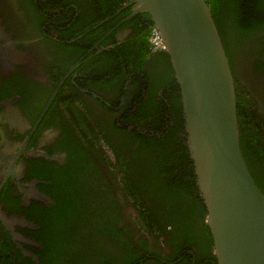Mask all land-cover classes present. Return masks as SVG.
Listing matches in <instances>:
<instances>
[{
    "label": "flooded vegetation",
    "instance_id": "flooded-vegetation-1",
    "mask_svg": "<svg viewBox=\"0 0 264 264\" xmlns=\"http://www.w3.org/2000/svg\"><path fill=\"white\" fill-rule=\"evenodd\" d=\"M210 1L235 77L241 145L264 178V0ZM106 2L0 0V263L47 264L42 239L56 235L39 223L56 203L51 177L80 155L72 164L84 179L73 192L80 220L51 264H217L206 210L190 221L169 207L160 215L167 232L157 236L138 228L140 215L119 192L123 180L143 184V145H161L171 128L178 140L169 136L165 147L183 154L177 142L188 145L169 55L149 39L157 28L143 58L125 63L118 46L136 23L153 22L138 2L120 0L108 15ZM183 182L198 188L194 172ZM138 240L143 247L132 249Z\"/></svg>",
    "mask_w": 264,
    "mask_h": 264
},
{
    "label": "water",
    "instance_id": "water-1",
    "mask_svg": "<svg viewBox=\"0 0 264 264\" xmlns=\"http://www.w3.org/2000/svg\"><path fill=\"white\" fill-rule=\"evenodd\" d=\"M161 34L180 88L217 264H264V191L240 140L233 70L206 0H133Z\"/></svg>",
    "mask_w": 264,
    "mask_h": 264
},
{
    "label": "trees",
    "instance_id": "trees-1",
    "mask_svg": "<svg viewBox=\"0 0 264 264\" xmlns=\"http://www.w3.org/2000/svg\"><path fill=\"white\" fill-rule=\"evenodd\" d=\"M206 1L209 4L213 18L214 16L216 17V13L219 10L216 2L210 0ZM119 4L120 0H107L106 14L108 15L115 11V9L119 8ZM104 15L105 14H103V16ZM244 15L245 14L243 12L238 14L240 18V23L238 24L240 28H238V32H246L247 30L246 26H248L249 22L245 21ZM153 26L154 25L151 22L150 25H143V22L139 21L134 25V30L129 36H127L126 41L118 46V50L120 51L119 54H121L125 63H133L134 60L143 58L144 49L146 50L149 45L148 35L150 28ZM136 56L138 58H136ZM180 121L183 122V119H180ZM177 131L178 130L175 131L174 128H171L169 133L168 131L164 133L160 139H157L158 142L161 143L159 146L154 144L155 146L151 145L145 147V145H143L141 152L142 157H139L141 160V162H139L141 164L140 172L144 178H142V181H144L143 184L136 185L135 182L134 184H129L123 180L124 187L119 190L120 193L125 194L123 199L125 201L130 200L131 204L135 206L136 213L140 215V224L138 228L143 231L150 230L157 236L162 234L161 231L167 232L166 227L160 225V215L162 214V211H168L169 207L174 209V205H176L177 211L181 210L182 212L180 219L187 218L190 221L194 220L199 211L200 216H202L204 214L202 210H204V212L206 210L205 205L202 202L203 199L200 197L201 195L199 196L198 188L197 186L195 187V182L192 184L189 183V185L183 182V178L188 173L193 174L194 172L193 161L188 153L189 149L182 144V141H178L177 144L182 148H185L183 154L179 152L174 154V152H172L169 148L165 147V143L169 140V136H175L176 140H178ZM253 143L254 146H257L255 141ZM245 145H247V142H245ZM243 155L253 177L256 180V183L264 191V178L261 177L256 164L251 158L246 156L244 151ZM78 156L80 155L70 157L69 165L62 167V172L59 173L57 177H51L54 185L56 186L55 193L53 192V197L56 203L53 204L51 208H47L46 210L47 215L51 219L48 218L47 221L42 220L39 223L42 229L45 230L47 228L48 235H51L52 233L56 235V237L53 236V239H48L47 241L42 239L43 245L46 249L45 253L47 254L48 260L46 262L47 264L52 263V257L56 255L59 257L61 252L65 253L68 247L72 244V239L74 237H71V235L75 232V230H73V232L71 231L73 229L72 226L80 220L78 211L81 206L79 205V202L76 201V197L73 195V192L76 191L74 190V187L81 185V183L84 182V179H82L83 177L81 178L76 175V168H72L74 158ZM81 173L83 176L85 175L84 171H81ZM195 193H197L196 196ZM109 200L110 199H108V202ZM161 206L167 210L161 208L159 212H156L155 209ZM166 213L167 212H165L164 217L167 215ZM200 218L205 220L204 216ZM109 228L110 227L107 226V239L110 238ZM169 229L170 227L168 228V231ZM111 230H113V228H111ZM50 231L53 232L51 233ZM64 231L66 233L69 231L71 232L65 236L63 234ZM122 231L125 232V230ZM126 233L129 236H133L128 231H126ZM96 240L98 241V238H96ZM91 242L92 237L90 239V243ZM95 246L102 247V243L99 242ZM138 246L143 247L139 243V240L135 245H133L132 249L137 248ZM131 259L132 252H129V263ZM0 264L14 263H12L9 259H6L4 263ZM107 264L112 263L107 262Z\"/></svg>",
    "mask_w": 264,
    "mask_h": 264
},
{
    "label": "built area",
    "instance_id": "built-area-1",
    "mask_svg": "<svg viewBox=\"0 0 264 264\" xmlns=\"http://www.w3.org/2000/svg\"><path fill=\"white\" fill-rule=\"evenodd\" d=\"M150 41H151V44L156 47L157 49H165L166 48V45L164 43V40L161 36V34L159 33L158 30H154L150 37H149Z\"/></svg>",
    "mask_w": 264,
    "mask_h": 264
}]
</instances>
